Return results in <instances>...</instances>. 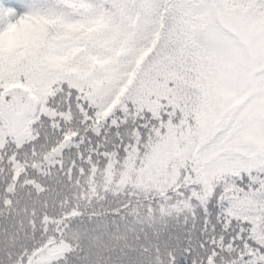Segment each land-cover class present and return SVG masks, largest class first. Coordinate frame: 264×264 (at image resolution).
I'll use <instances>...</instances> for the list:
<instances>
[{"label":"snow or ice","instance_id":"6c2138e0","mask_svg":"<svg viewBox=\"0 0 264 264\" xmlns=\"http://www.w3.org/2000/svg\"><path fill=\"white\" fill-rule=\"evenodd\" d=\"M0 264H264V0H0Z\"/></svg>","mask_w":264,"mask_h":264}]
</instances>
